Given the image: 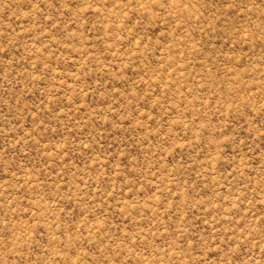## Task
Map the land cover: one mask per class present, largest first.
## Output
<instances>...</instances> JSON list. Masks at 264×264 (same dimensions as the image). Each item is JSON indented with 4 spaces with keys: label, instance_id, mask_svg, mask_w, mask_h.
<instances>
[{
    "label": "rangeland",
    "instance_id": "1",
    "mask_svg": "<svg viewBox=\"0 0 264 264\" xmlns=\"http://www.w3.org/2000/svg\"><path fill=\"white\" fill-rule=\"evenodd\" d=\"M0 264H264V0H0Z\"/></svg>",
    "mask_w": 264,
    "mask_h": 264
}]
</instances>
